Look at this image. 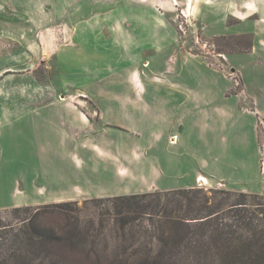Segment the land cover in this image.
<instances>
[{
    "label": "crops",
    "instance_id": "1",
    "mask_svg": "<svg viewBox=\"0 0 264 264\" xmlns=\"http://www.w3.org/2000/svg\"><path fill=\"white\" fill-rule=\"evenodd\" d=\"M147 26L153 31L149 44L159 45L160 53L164 47L157 31L167 30L166 25ZM137 28L131 27L124 37L136 39ZM142 35L146 37L145 32ZM177 55L173 70L167 64L158 75L152 71L150 85L143 84L141 75L127 73L128 88L90 91L97 117L58 91L49 92V98L40 96L41 101L23 102L9 98L15 90L28 93L21 86L1 87L0 163H14L15 172L7 187L0 186V207L207 182L264 193V149L256 128L264 112L255 104H243L241 92L230 91L234 84L229 77L207 61ZM178 62L187 69L178 70ZM133 65L128 69L138 72L139 64L138 69ZM36 88L30 89L32 96L45 94ZM114 111H124V116ZM246 118H251L250 137L243 132ZM123 135L125 141L120 142ZM119 156L127 167L122 176ZM0 180H6L5 171ZM138 181L148 184H133ZM124 182L133 183L125 186Z\"/></svg>",
    "mask_w": 264,
    "mask_h": 264
},
{
    "label": "rangeland",
    "instance_id": "2",
    "mask_svg": "<svg viewBox=\"0 0 264 264\" xmlns=\"http://www.w3.org/2000/svg\"><path fill=\"white\" fill-rule=\"evenodd\" d=\"M159 22L167 30L158 28L164 49L157 53L159 45L149 44L153 31L147 25ZM131 27H138L137 37L128 41L124 36L132 32ZM142 42L148 44L139 45ZM177 54L207 61L229 77L234 84L230 91H240L243 104H255L264 112V0H0V90L5 85L21 86L28 93L15 90L9 98L16 101H41L44 97L40 96L49 98V92L58 91L97 117L90 91L128 88L127 73L141 75L143 84L150 85V76L158 75L167 64L169 71L174 69ZM133 62L136 69L139 64L138 72L128 69ZM176 67L187 69L180 62ZM117 74L122 76L117 78ZM36 86L45 92L38 98L31 94ZM114 112L124 116V111ZM137 114L143 122V114ZM251 124V118H246L243 132L249 137ZM256 128L264 149V117L258 118ZM122 141L125 135L120 136ZM6 158L13 162L9 155ZM124 160L118 157L120 176L127 169ZM12 164L0 163V173L5 171L6 178L0 180L2 187L9 185L15 172ZM143 191L150 190H132Z\"/></svg>",
    "mask_w": 264,
    "mask_h": 264
},
{
    "label": "trees",
    "instance_id": "3",
    "mask_svg": "<svg viewBox=\"0 0 264 264\" xmlns=\"http://www.w3.org/2000/svg\"><path fill=\"white\" fill-rule=\"evenodd\" d=\"M0 264H264V193L199 185L0 209Z\"/></svg>",
    "mask_w": 264,
    "mask_h": 264
},
{
    "label": "built area",
    "instance_id": "4",
    "mask_svg": "<svg viewBox=\"0 0 264 264\" xmlns=\"http://www.w3.org/2000/svg\"><path fill=\"white\" fill-rule=\"evenodd\" d=\"M202 181H203V180H202ZM202 181H201V182H202Z\"/></svg>",
    "mask_w": 264,
    "mask_h": 264
},
{
    "label": "bare ground",
    "instance_id": "5",
    "mask_svg": "<svg viewBox=\"0 0 264 264\" xmlns=\"http://www.w3.org/2000/svg\"><path fill=\"white\" fill-rule=\"evenodd\" d=\"M49 41V40H48Z\"/></svg>",
    "mask_w": 264,
    "mask_h": 264
}]
</instances>
